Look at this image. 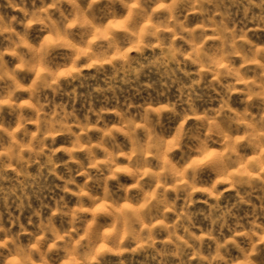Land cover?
<instances>
[{
  "label": "rangeland",
  "instance_id": "obj_1",
  "mask_svg": "<svg viewBox=\"0 0 264 264\" xmlns=\"http://www.w3.org/2000/svg\"><path fill=\"white\" fill-rule=\"evenodd\" d=\"M262 102L264 0H0V259L264 264Z\"/></svg>",
  "mask_w": 264,
  "mask_h": 264
},
{
  "label": "snow or ice",
  "instance_id": "obj_2",
  "mask_svg": "<svg viewBox=\"0 0 264 264\" xmlns=\"http://www.w3.org/2000/svg\"><path fill=\"white\" fill-rule=\"evenodd\" d=\"M80 3L86 8L89 6V0H80ZM149 7H151V5H149ZM65 23L66 21L61 18V27H63ZM73 35L75 36L76 33H73ZM261 107L264 109V102H262ZM217 134L221 133L217 132ZM249 135L251 136L253 133L250 132ZM255 136H258L260 138L261 145H264V122L260 124V130L255 133ZM202 137H204V133L197 135V143L192 145V150L190 151L188 158L184 160V164L187 166L185 171H187V174L191 179H195L197 175H207L208 180L206 182L211 183L212 174L220 175L222 171L227 170V166H232V157L224 153H217L210 149L208 141L213 139L212 136H208L205 139H201ZM240 147L241 149H245L248 147V144L242 143L240 144ZM261 155H264V153ZM259 166L264 167V160L259 161ZM157 167L159 166L157 165ZM177 173L181 175L183 174L182 172H179V170H177ZM185 183L187 182L185 181ZM139 195V192L133 193V196L137 199H139ZM85 219L87 220L89 217H85ZM99 227L100 226L97 227V231H99ZM4 247H6V245H0V248ZM261 251H264V245H262ZM18 255L21 259L18 260L16 264H28V261L24 259L26 255L25 250H20ZM0 264H5L3 259H0Z\"/></svg>",
  "mask_w": 264,
  "mask_h": 264
}]
</instances>
